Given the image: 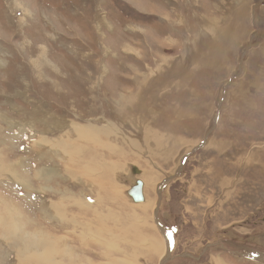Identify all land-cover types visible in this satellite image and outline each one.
Returning <instances> with one entry per match:
<instances>
[{"label": "rangeland", "instance_id": "rangeland-1", "mask_svg": "<svg viewBox=\"0 0 264 264\" xmlns=\"http://www.w3.org/2000/svg\"><path fill=\"white\" fill-rule=\"evenodd\" d=\"M58 120L122 129L119 137L108 129L105 150L94 140L111 164L109 179L103 160L80 182L63 168L85 163L50 160L56 131L42 133L39 121ZM19 123L20 131L9 127ZM80 145L87 155L95 150ZM20 158L29 187L0 172V204L13 203L26 231L55 234L74 256L93 264H264V0H0V162ZM40 168L55 171L34 175ZM136 180L144 204L127 195ZM92 183H106L110 198L92 193ZM61 189L92 205L65 202L68 219L82 213L78 225L96 231L103 223L113 231L107 241L48 213ZM101 213H112L110 224ZM154 233L167 252L168 235L165 263L168 253L147 243ZM14 250L0 238V264H22Z\"/></svg>", "mask_w": 264, "mask_h": 264}, {"label": "bare ground", "instance_id": "bare-ground-1", "mask_svg": "<svg viewBox=\"0 0 264 264\" xmlns=\"http://www.w3.org/2000/svg\"><path fill=\"white\" fill-rule=\"evenodd\" d=\"M18 110H20V109H18ZM28 116H29V113H28ZM32 116L33 115H31L29 117H32ZM35 116L36 115L34 114V117ZM39 116H37V117H39ZM8 118H9V116H8ZM39 122L41 125L43 124L42 126L44 127L42 133H52V132L56 131L55 137H52L53 140H51V139L47 140L49 146H47L46 148H47L49 155L51 156L50 160H52V161L56 160L57 163H61V162L64 163L63 162L64 159H65V161H67V159H69V160L73 159L74 164L73 163L72 164L76 165L75 159L77 158L82 163H85V164H83L82 168H76V170H74V171L71 169L63 168V166H61L63 168V172H66V173H64V175H68V178H72L71 179L72 181H79L80 182V180H81L80 174L83 173V171L87 172L88 167H90L92 165L97 167L98 164L99 165L101 164L99 162V160H103V163L106 165L105 170H104V168H102V172L104 175L103 178L109 179L111 177V173H112L111 164H109V161L106 160L107 157H105L104 155H101V154H99V155L96 154V148L93 145L95 143L94 140H98L100 143L99 148L102 150L107 149L106 145H108L110 143L108 141V138H107L108 129H109L108 132H110V133H113L112 130H114V132L117 133L116 136L119 137V134H121V131H122V129L119 126H115V124L113 125V124L109 123V124H107L108 126H106V128L99 130L98 128H95V126H91V125L83 126V125L72 124L70 126V125H68V123H62L59 120L56 121L54 123L55 126H52V127L49 126L48 124H45L42 121H39ZM15 123H16V121H15ZM20 124L21 123H19L18 125L12 124L9 127L20 131V129H22V127L20 128ZM32 126H33V124H32ZM25 127H27V124ZM25 127L23 128L25 130V133L29 136V138H31L33 133H34V130L30 126V124H28V127L26 129H25ZM53 127H55V128H53ZM115 127H117V130L120 132H117ZM56 134H58V135H56ZM135 135H136V133H135ZM98 136L101 138V140L98 138ZM102 137L104 138V140ZM123 139L125 140L124 142H126V143H128L129 141H132L129 138H127V135H124ZM88 140H91V141H88ZM80 141L89 142V144L92 145V147L95 150H93V152L89 155L85 154L84 148L80 145ZM113 150H116V148H114ZM110 151H112V150H110ZM112 157H110V158H112ZM40 160H42V159L40 158ZM23 161L24 160L20 158L15 163H13L11 166L2 165L0 162V172L3 175H10V179H14L15 181H18L19 183L26 186L28 189V187H29V184L27 183L28 181H26V179L23 177V174L21 172V170L23 169V166L20 167L21 170L17 169L18 165L25 164ZM92 170H93V168H92ZM54 171L55 170H45V171L42 170L41 171V168H40L37 172L34 173V175L38 173V175L45 177ZM95 171H96V169H95ZM89 174H91V173H89ZM95 184L96 183L88 184V187H90L93 190L92 193L94 192V187H96L100 193L106 194L105 195L106 198H110V196H109L110 192L108 193V190L105 189L107 187L106 183H97V185H95ZM49 190H50V188L48 187L46 192ZM53 193H56V195H58V196L62 195L61 198L58 199V201H60V202L50 201L51 203H48L46 205V207L45 206L44 207L46 208V210H48V213H50L54 209V211L56 213L54 215V217L56 218V220L58 219L60 221V224L64 223L63 227H65V225L68 227L72 226L75 228L78 226L79 228L81 227L80 229H82V231H83L82 234L87 235L91 238H94L96 241L99 239L107 241L102 237L107 234V237L109 238V233H112L113 231L111 232L109 228H106V225H104L103 223L100 224L99 226H101L102 229H98L99 231L93 230L91 227H89L88 226V225H90L89 223H87V225H85L83 228L81 225H78V222H77V220H80V219L84 220L85 219L82 217V215H81L82 213L77 214L76 217L74 214H72V215H74L73 217H75V218H72V219L69 218L68 219V214H67V212H65V209H64L65 202L71 203V204L72 203L78 204L81 209L84 207L92 208L91 204L85 203L84 200H83L84 201L83 202L82 200L77 199L75 193L74 192H68V189H65L62 191H54ZM77 194H79V193H77ZM144 195H145V192H144ZM40 197H42V196H40ZM40 197H39V199H40ZM42 198H43L42 200L44 201V197H42ZM144 198H145V196H144ZM99 201L101 203H103V202L105 204L107 203V202H105L104 198H100ZM144 202H145V200H144ZM144 202L139 203V204H144ZM12 204L13 203L7 202L4 200H2V204H0V207H6L5 209H3V216L8 217V219L4 222H3V218L0 217V231L3 233V234H1L0 238L4 239L8 243L13 244L15 246L14 254L16 257L19 258V260L21 261L22 264H93V262L90 261V259H87V258L84 259L81 256H74L72 253H75V252L72 249H70L68 246L59 247L58 241L54 238L55 234L53 235L51 233L52 234L51 235L50 233H48V231L43 232L40 228L38 229V228H34V227H33L34 229H30V230L28 229L26 231L25 222H24V215L22 214L24 212H21L19 210V208L17 210L16 207L12 206ZM11 208H13V210ZM100 209H102V208H100ZM93 210H95V209H93ZM14 215H16L17 220H16ZM52 215L50 216V220H51V217H53ZM85 215H87V214H85ZM99 217L102 220V222H104L106 224H110V221L112 219V213H107V214L101 213V214H99ZM113 221H114V219H113ZM78 231H79V229H78ZM138 231H140V229L137 230V232ZM155 235L157 237H155V236L151 237L150 239H148L149 242L147 240H145V241H147V243H149V246L153 247L152 249L156 253L162 252L163 256L168 253L162 259H164V260L169 259L170 252L166 251V248L164 247L163 240H161V238L157 234H155ZM140 238L141 237L138 234V236H136V240H139V241H136L137 243H140ZM61 239H62V241L64 240L63 238H61ZM110 241L111 240H109L108 242L111 243ZM143 242H144V239H143ZM10 252H12V251H10ZM165 262L166 261H163V263H165ZM219 264H223V262L219 263Z\"/></svg>", "mask_w": 264, "mask_h": 264}, {"label": "water", "instance_id": "water-1", "mask_svg": "<svg viewBox=\"0 0 264 264\" xmlns=\"http://www.w3.org/2000/svg\"><path fill=\"white\" fill-rule=\"evenodd\" d=\"M133 174L138 175V174H140V171L138 169L133 168ZM127 195L132 199V202L134 204H139V203L144 202V200H145V198H144V183L141 180H136L134 182L133 187L127 193ZM159 226H160V224H159ZM161 227L162 226H160V228ZM164 237H166L165 240L167 242L168 249L170 251L171 250V247H170V241L168 239V235L166 233H164Z\"/></svg>", "mask_w": 264, "mask_h": 264}, {"label": "crops", "instance_id": "crops-1", "mask_svg": "<svg viewBox=\"0 0 264 264\" xmlns=\"http://www.w3.org/2000/svg\"><path fill=\"white\" fill-rule=\"evenodd\" d=\"M224 182V181H223ZM224 264V263H223Z\"/></svg>", "mask_w": 264, "mask_h": 264}]
</instances>
